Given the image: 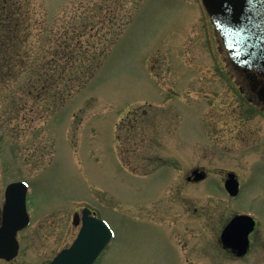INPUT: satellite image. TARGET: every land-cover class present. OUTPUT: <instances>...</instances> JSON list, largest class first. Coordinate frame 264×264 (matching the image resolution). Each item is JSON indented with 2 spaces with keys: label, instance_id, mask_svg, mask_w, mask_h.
<instances>
[{
  "label": "rangeland",
  "instance_id": "1",
  "mask_svg": "<svg viewBox=\"0 0 264 264\" xmlns=\"http://www.w3.org/2000/svg\"><path fill=\"white\" fill-rule=\"evenodd\" d=\"M39 3L40 19L55 30L94 23L83 41L90 37L96 55L126 27L60 105L24 95L19 84L0 88V210L6 185L21 180L33 212L12 264H48L76 235L73 214L82 205L115 232L95 264H233L190 216L174 224L188 168L205 166L219 178L220 166L250 163L231 206L260 216L264 234V103L202 0Z\"/></svg>",
  "mask_w": 264,
  "mask_h": 264
},
{
  "label": "trees",
  "instance_id": "2",
  "mask_svg": "<svg viewBox=\"0 0 264 264\" xmlns=\"http://www.w3.org/2000/svg\"><path fill=\"white\" fill-rule=\"evenodd\" d=\"M38 4L39 0H0V88L19 84L24 95L35 100L51 97L56 105L62 104L92 77L126 25L113 30V38L96 55L90 37L83 41L94 23L55 30L40 19Z\"/></svg>",
  "mask_w": 264,
  "mask_h": 264
},
{
  "label": "water",
  "instance_id": "3",
  "mask_svg": "<svg viewBox=\"0 0 264 264\" xmlns=\"http://www.w3.org/2000/svg\"><path fill=\"white\" fill-rule=\"evenodd\" d=\"M203 2L234 62L264 75V0ZM199 178H205V175ZM27 192L28 185L25 182H13L6 189L4 220L0 224V258L10 259L16 255V234L30 223ZM83 213L84 225L78 238L72 248L64 250L53 264H93L112 238V231L104 220L90 216V209H85ZM78 223L79 214H76L74 224Z\"/></svg>",
  "mask_w": 264,
  "mask_h": 264
},
{
  "label": "flooded vegetation",
  "instance_id": "4",
  "mask_svg": "<svg viewBox=\"0 0 264 264\" xmlns=\"http://www.w3.org/2000/svg\"><path fill=\"white\" fill-rule=\"evenodd\" d=\"M235 67L245 76L244 80L247 81V85L249 84L250 91L256 94L259 101L264 103V75L251 68ZM241 90L243 91V88ZM249 167L250 163L242 164L241 168L220 166L217 169L224 170V172L219 178H213L210 169L205 166L194 165L188 168L178 194L182 203L180 209L182 212L175 218V222L173 221L175 224L178 220L182 221L184 217L190 216L192 220L188 219L193 221L196 227L213 232L217 242L223 248L226 262L233 264H264V234L261 235L262 221L260 216L241 212L231 206L232 200L238 197L245 188ZM201 175H205V178H199ZM232 182L235 184L237 182L238 188L235 193L228 188V185L232 186ZM216 187L218 190L214 194L213 191ZM185 199L195 202V205L193 207L185 206ZM196 203L198 204L196 205ZM78 211H81V208ZM242 214L251 215L254 219L251 217L236 218ZM2 220L3 208L0 210V223ZM81 224L82 219L81 223L75 226L77 233L69 245L57 251L49 259L48 264H51L63 249L71 247L81 230ZM189 227L194 228L191 225ZM25 229L18 233L20 244L17 255L12 259L0 258V262L12 264L21 255L23 243L19 234ZM259 249L262 251L261 253H259Z\"/></svg>",
  "mask_w": 264,
  "mask_h": 264
}]
</instances>
